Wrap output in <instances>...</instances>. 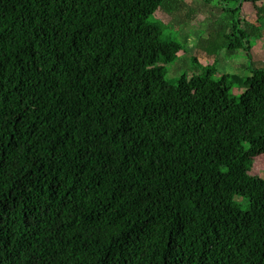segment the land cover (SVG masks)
<instances>
[{"label": "trees", "instance_id": "trees-1", "mask_svg": "<svg viewBox=\"0 0 264 264\" xmlns=\"http://www.w3.org/2000/svg\"><path fill=\"white\" fill-rule=\"evenodd\" d=\"M215 1L198 48L250 60L263 0ZM185 6L0 0V264H264V67L169 80Z\"/></svg>", "mask_w": 264, "mask_h": 264}, {"label": "rangeland", "instance_id": "rangeland-1", "mask_svg": "<svg viewBox=\"0 0 264 264\" xmlns=\"http://www.w3.org/2000/svg\"><path fill=\"white\" fill-rule=\"evenodd\" d=\"M183 3L186 6L178 12L167 14L164 10L158 9L150 19L162 23L164 36L176 40L182 47L176 60L166 67V77L169 80L173 81L181 74L190 76L196 72L200 73L201 67L212 65L214 62L217 69L216 78L223 74L243 77L247 76L250 66L264 67V38L253 46L250 60L242 51L227 55L226 49L219 50L212 57L208 56L201 48H198L197 43L200 38H206L208 33L216 28V20L221 18V9L224 6L218 5L215 0L209 1V4H204L199 0H183ZM261 3H264V0ZM249 7L246 9L247 7L244 6L241 16L245 21L253 22L254 13L251 6ZM190 10H193L191 11L193 14L187 18ZM193 58L197 61H193ZM231 93L233 95L240 93L236 84L231 89ZM250 174L264 179V159H254Z\"/></svg>", "mask_w": 264, "mask_h": 264}, {"label": "bare ground", "instance_id": "bare-ground-1", "mask_svg": "<svg viewBox=\"0 0 264 264\" xmlns=\"http://www.w3.org/2000/svg\"><path fill=\"white\" fill-rule=\"evenodd\" d=\"M24 254V253H23Z\"/></svg>", "mask_w": 264, "mask_h": 264}]
</instances>
